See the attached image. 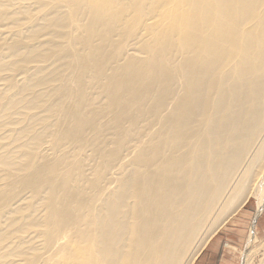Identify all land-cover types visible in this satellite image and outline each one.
<instances>
[{"label": "bare ground", "instance_id": "bare-ground-1", "mask_svg": "<svg viewBox=\"0 0 264 264\" xmlns=\"http://www.w3.org/2000/svg\"><path fill=\"white\" fill-rule=\"evenodd\" d=\"M250 197L264 0H0V264H193Z\"/></svg>", "mask_w": 264, "mask_h": 264}, {"label": "crops", "instance_id": "crops-1", "mask_svg": "<svg viewBox=\"0 0 264 264\" xmlns=\"http://www.w3.org/2000/svg\"><path fill=\"white\" fill-rule=\"evenodd\" d=\"M257 211V203L251 207L247 202L242 213L212 237L193 264H239L240 249L249 241L252 229L258 240L264 239V208Z\"/></svg>", "mask_w": 264, "mask_h": 264}, {"label": "rangeland", "instance_id": "rangeland-1", "mask_svg": "<svg viewBox=\"0 0 264 264\" xmlns=\"http://www.w3.org/2000/svg\"><path fill=\"white\" fill-rule=\"evenodd\" d=\"M257 201H258L257 197H250V199H249L248 202L250 203V205H251V207H252V206H254V204L257 203ZM246 204H247V203H246ZM242 209H244V207H242V208L237 212L238 215L240 214V212L242 213ZM237 213H235L234 215H232V216L227 220V222H226L225 224H227L232 218L237 217V216H238ZM225 224H224V225H225ZM205 232H206V229L204 230L203 234H205ZM202 236H203V235H202ZM202 236L198 238V241L201 240ZM247 240H248V238H247ZM253 246H254V247H253ZM263 247H264V239L257 240V241H255V243H254L252 246H248V247H247V242H246V245L240 249L238 263H239V264H244V263H243V262H244V257H245L244 255L246 254L247 251L251 250V248L253 249V250H252V253H254V255H255L253 261L256 262V261L260 260L259 258H261V257H260L261 255H260V254H259V255H258V254L256 255L255 253H259Z\"/></svg>", "mask_w": 264, "mask_h": 264}]
</instances>
